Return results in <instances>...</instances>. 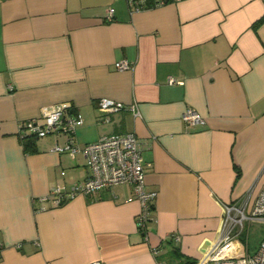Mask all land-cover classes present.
Listing matches in <instances>:
<instances>
[{"label":"crops","instance_id":"0c3cea01","mask_svg":"<svg viewBox=\"0 0 264 264\" xmlns=\"http://www.w3.org/2000/svg\"><path fill=\"white\" fill-rule=\"evenodd\" d=\"M104 97L139 115L101 113ZM64 102L82 117L79 145L126 133L145 144V189L157 193L145 230L129 183L40 200L89 174L81 153L53 150L64 135L23 144L26 122ZM187 107L203 122L186 126ZM262 186L264 0L135 12L125 0H0V264H185L218 233L223 205L252 202Z\"/></svg>","mask_w":264,"mask_h":264},{"label":"built area","instance_id":"2783aa9c","mask_svg":"<svg viewBox=\"0 0 264 264\" xmlns=\"http://www.w3.org/2000/svg\"><path fill=\"white\" fill-rule=\"evenodd\" d=\"M131 12L157 7L167 2L179 0H125ZM114 11L108 8L107 21H112ZM116 69L129 70L133 65L126 60L116 61ZM175 79L168 77L167 83L174 84ZM68 103H57L45 108L44 121L40 119L28 120L25 124L27 133L36 137L47 135H64L63 143H55V152L81 153L85 157L88 176L74 183L70 188L56 184L49 189L41 201L52 199L54 205H59L66 199L76 196H93L95 193L118 183L132 185L134 196L139 203L136 214V228L145 230L149 219L152 201L157 193L145 189V172L142 151L145 144L133 133L123 135L101 136L98 140L79 145L75 139L76 128L82 124V117L76 113L66 114ZM97 108L101 113L117 110H131L135 116L139 115L136 103L126 105L109 98H100ZM181 118L186 126L198 125L203 122L202 116L191 107L183 110ZM264 219V186L260 189L252 202L248 199L238 204L223 205V221L215 237L208 241L206 251L195 264H264V238L261 239L253 253L247 252L243 256H236L235 251L240 241L236 238L246 220ZM240 227V230H239ZM173 240L179 241L177 235ZM87 264H104L94 260ZM157 264H162L158 262Z\"/></svg>","mask_w":264,"mask_h":264},{"label":"rangeland","instance_id":"374dc122","mask_svg":"<svg viewBox=\"0 0 264 264\" xmlns=\"http://www.w3.org/2000/svg\"><path fill=\"white\" fill-rule=\"evenodd\" d=\"M236 238L240 241L235 251L236 256H243L247 252L253 253L257 249L261 239L264 238V219L244 221Z\"/></svg>","mask_w":264,"mask_h":264},{"label":"trees","instance_id":"16d2710c","mask_svg":"<svg viewBox=\"0 0 264 264\" xmlns=\"http://www.w3.org/2000/svg\"><path fill=\"white\" fill-rule=\"evenodd\" d=\"M33 138V135H27L26 137H23V144L25 147H27V144H29V140ZM27 149V148H26ZM196 260H187L185 264H195Z\"/></svg>","mask_w":264,"mask_h":264},{"label":"water","instance_id":"95a60500","mask_svg":"<svg viewBox=\"0 0 264 264\" xmlns=\"http://www.w3.org/2000/svg\"><path fill=\"white\" fill-rule=\"evenodd\" d=\"M208 243V240L204 241L202 246H201V250L205 248L206 244Z\"/></svg>","mask_w":264,"mask_h":264}]
</instances>
